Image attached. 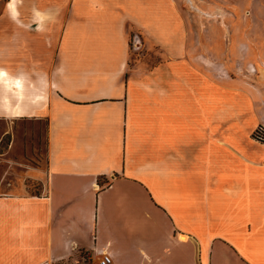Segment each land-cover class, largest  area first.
Returning <instances> with one entry per match:
<instances>
[{
	"label": "crops",
	"instance_id": "crops-1",
	"mask_svg": "<svg viewBox=\"0 0 264 264\" xmlns=\"http://www.w3.org/2000/svg\"><path fill=\"white\" fill-rule=\"evenodd\" d=\"M9 1L0 49L24 57L0 61V117L46 120L47 161L25 165L41 194L0 193V264H77L78 249L113 264H264V143L251 137L264 68L257 79L233 61L261 102L245 129L255 115L230 118L249 108L238 78L217 83L200 54L213 1Z\"/></svg>",
	"mask_w": 264,
	"mask_h": 264
},
{
	"label": "rangeland",
	"instance_id": "rangeland-1",
	"mask_svg": "<svg viewBox=\"0 0 264 264\" xmlns=\"http://www.w3.org/2000/svg\"><path fill=\"white\" fill-rule=\"evenodd\" d=\"M7 1L0 0V14L6 13ZM193 1L197 5L200 2V0ZM212 1V6L217 9L219 16L206 20V25L200 24L198 39L201 48L200 54L215 61V72H220L218 77L225 79L219 80L217 83L227 88H233V78H238L233 93L238 99L246 100L247 97L250 103L248 109L234 111L230 118L234 122L236 119L243 118L244 120L249 115H255V120L246 125V129L253 123L261 121V102L248 96L243 85L244 80H242V78H247L246 74L233 70V61H242L244 64L251 65L253 77L260 78L262 68H264L262 64L264 61V0ZM190 7L194 11L191 4ZM134 36L135 34H131L133 60L135 56H140V50L136 51L133 45ZM8 51L0 49V61H2L1 59H5L3 61H22L24 57L22 49L15 51L9 49ZM32 56L38 59L42 55L39 56V52L34 50ZM129 64L130 69L148 72L157 67L160 61H130ZM225 66H229L228 73ZM0 95L2 96L1 91ZM13 119L15 120L0 117V193L19 194L22 187H25V190L30 194H41L43 183L28 177L25 165L38 167L42 170L46 167L47 122L43 119L31 124L22 119ZM261 127L264 129V125L259 123L251 137L264 143V132H261ZM64 264H76V262L70 261Z\"/></svg>",
	"mask_w": 264,
	"mask_h": 264
},
{
	"label": "built area",
	"instance_id": "built-area-1",
	"mask_svg": "<svg viewBox=\"0 0 264 264\" xmlns=\"http://www.w3.org/2000/svg\"><path fill=\"white\" fill-rule=\"evenodd\" d=\"M261 132L264 129L261 127ZM79 250V261L78 264H113V257L110 253L104 252L100 256H95L94 253L86 249Z\"/></svg>",
	"mask_w": 264,
	"mask_h": 264
},
{
	"label": "bare ground",
	"instance_id": "bare-ground-1",
	"mask_svg": "<svg viewBox=\"0 0 264 264\" xmlns=\"http://www.w3.org/2000/svg\"><path fill=\"white\" fill-rule=\"evenodd\" d=\"M15 2H16V0H10L9 1V5H10V7L13 9V10H16V8H15ZM2 75H5V76H7L8 75V73L6 72V71H4V70H1V72H0ZM14 82H16V80L14 81ZM16 84H17V86L19 87V89H21V82H20V80L18 81V83L16 82ZM14 85V84H13ZM11 88V87H10ZM13 90V89H12ZM17 90V89H16ZM20 91V90H19ZM20 94V93H19ZM21 95V94H20ZM21 98V97H20ZM17 116H20V114H17ZM182 237V239H186L187 237L185 236V235H182L181 236Z\"/></svg>",
	"mask_w": 264,
	"mask_h": 264
},
{
	"label": "water",
	"instance_id": "water-1",
	"mask_svg": "<svg viewBox=\"0 0 264 264\" xmlns=\"http://www.w3.org/2000/svg\"><path fill=\"white\" fill-rule=\"evenodd\" d=\"M133 45H134V48L136 50L140 48V46H141V39H140V37L138 35H135L134 36Z\"/></svg>",
	"mask_w": 264,
	"mask_h": 264
},
{
	"label": "flooded vegetation",
	"instance_id": "flooded-vegetation-1",
	"mask_svg": "<svg viewBox=\"0 0 264 264\" xmlns=\"http://www.w3.org/2000/svg\"><path fill=\"white\" fill-rule=\"evenodd\" d=\"M4 14V13H3Z\"/></svg>",
	"mask_w": 264,
	"mask_h": 264
}]
</instances>
